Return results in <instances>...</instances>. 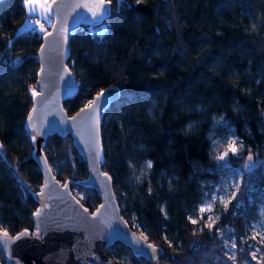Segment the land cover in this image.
Segmentation results:
<instances>
[{
    "label": "trees",
    "instance_id": "1",
    "mask_svg": "<svg viewBox=\"0 0 264 264\" xmlns=\"http://www.w3.org/2000/svg\"><path fill=\"white\" fill-rule=\"evenodd\" d=\"M108 1L101 34L81 25L69 39L67 64L78 91L63 102L67 114L101 88L117 86L119 96L101 122V167L123 217L161 248V262H224L223 236L230 232L240 264L246 244L239 235L255 199L254 191L252 199L242 196L253 177L245 170L246 154L264 159V0ZM25 14L23 0H0V225L10 234L34 231L42 182L24 121L43 31L23 27ZM230 133L245 149L229 154L224 166L213 141ZM42 150L55 177L70 180L83 199L73 194L93 211L99 198L77 183L86 167L70 135H48ZM243 165L242 191L227 207L214 205L212 228L192 223L213 186ZM254 172L264 189L262 163ZM105 252L120 264H149L119 241ZM0 262L8 264L1 250Z\"/></svg>",
    "mask_w": 264,
    "mask_h": 264
},
{
    "label": "water",
    "instance_id": "2",
    "mask_svg": "<svg viewBox=\"0 0 264 264\" xmlns=\"http://www.w3.org/2000/svg\"><path fill=\"white\" fill-rule=\"evenodd\" d=\"M99 3L100 0H50L48 4L51 22L49 29L43 33H51V36L41 35L35 53L38 69L34 89L39 96H32V106L24 121L25 129L36 136L32 157L42 174V182L35 194L39 205L33 214L34 231H26V235H21L25 231L13 234L6 232L7 236H4L5 232L0 230V250L8 264H120L105 252V248L114 241L123 243L149 264H166L159 260L161 248L152 244L123 217L112 180L105 181L102 176L107 172L101 167L104 158L101 122L105 110L119 96L118 87L107 85L95 92L90 99H94L101 90H109L112 95L111 101L102 105L95 119L96 141L101 154L98 164L92 163L89 151L90 128L86 123L88 114L85 113L75 121L68 119L76 117L90 100L72 114H67L63 106V102L72 98L78 91L77 79L67 64L69 39L81 25L101 23L98 20L94 23L96 18L92 16V11L97 10L96 5ZM105 5L108 11L103 21L109 16L110 1L105 0ZM63 28L67 29L66 39L61 30ZM71 79L77 83L74 91L67 90L64 85L65 80ZM34 108L36 112L33 113ZM30 114L33 115L35 123L44 124L41 129L43 135L28 127ZM259 115L264 125V112L260 111ZM56 120L61 121L59 126L48 128V121ZM52 133L70 135L72 144L86 167V176L77 183L82 187L94 189L99 198V203L93 211H89L73 194L70 189L71 181L56 178L48 161H44L42 143ZM249 169L245 167L246 171ZM66 183L67 188L64 187ZM38 210L40 215H35Z\"/></svg>",
    "mask_w": 264,
    "mask_h": 264
},
{
    "label": "rangeland",
    "instance_id": "3",
    "mask_svg": "<svg viewBox=\"0 0 264 264\" xmlns=\"http://www.w3.org/2000/svg\"><path fill=\"white\" fill-rule=\"evenodd\" d=\"M50 0H32L31 4H27L23 0L24 8H25V18L23 20L22 26L27 27L31 24H35L38 21H46V23L51 22V18L48 14V4ZM30 8H34V11H30ZM22 26H19L22 27ZM105 24L101 22L96 25H88V30L91 33L101 34L104 31ZM32 92V90H31ZM236 139L239 145L240 142L243 144V148L241 151L235 155L238 156L242 154L245 149V144L241 138L233 136L230 133L227 137L218 139L216 141L217 145L220 146L219 155L223 153L227 144L230 140ZM231 154V153H229ZM232 155V154H231ZM252 156V161L250 162L249 173L253 176L251 181L248 184V188L246 191H243L244 195L248 196V198L252 199V192H255V199L252 201L253 206L250 210L247 211L246 220L244 224V228L242 233L239 235V243L246 244V252L241 255L240 264H264V189H258L256 185L257 175L255 174L256 168L262 163V171H264V159L252 154V152H248L246 156ZM224 166H229L227 161V157L225 161H222ZM249 164V161L247 162ZM243 167H236L233 169V174L229 176H225L219 183H216L213 186V189L210 193V196L206 198L199 206V213L196 217H191L190 221H196L195 224L198 226H205L208 228V224L213 226L214 224V205L216 203L222 204L224 207H227L230 202L233 200V193L235 196L242 191L240 187L241 182V172ZM74 194L79 198L83 199L82 192L77 189H73ZM242 200L240 198L235 199L234 205L240 206ZM227 205V206H226ZM204 209V211H202ZM212 228V227H211ZM0 230L3 232H7L3 226L0 225ZM141 231V230H140ZM143 234V232L141 231ZM235 243L236 247L233 248L232 245ZM238 243L235 236L227 232L226 235L223 236V252L227 256V259L221 263L215 264H237L236 256H237V248ZM240 248H242L240 246ZM234 259H230L233 257Z\"/></svg>",
    "mask_w": 264,
    "mask_h": 264
},
{
    "label": "snow or ice",
    "instance_id": "4",
    "mask_svg": "<svg viewBox=\"0 0 264 264\" xmlns=\"http://www.w3.org/2000/svg\"><path fill=\"white\" fill-rule=\"evenodd\" d=\"M25 3L27 4H31L32 3V0H24ZM55 2V0H54ZM77 7H80L79 5H77ZM96 11H92V16L94 18H96L94 20V23L98 20L100 22H103V18H104V15L105 13H107L108 11V8L107 6L105 5V0H100V3L96 5ZM30 11H34L35 9L34 8H30L29 9ZM49 12H51V7L49 8ZM41 29H43V26H41ZM64 33H65V39L67 38L66 37V32H67V29L66 28H63L61 29ZM45 35H48V36H51V33H43ZM41 71L43 72L44 70L41 69ZM64 85H65V88L69 91H74L76 88H77V83L76 81L74 80H65L64 81ZM32 96L35 98L37 96H39V93H37L35 91V89H32ZM112 99V95L110 94L109 90H101L99 93H97V95L95 96L94 99L90 100L88 102V104L82 108L80 110V112L77 114L76 117H70L68 118L69 120H72V121H75L77 120L78 118H80L81 116H83L85 113H87V119H86V123L88 125V127L90 128V139H89V151L91 153V156H92V163L93 164H98L100 163V160H101V154H100V151L98 149V146H97V141H96V135H95V119L96 117H98V114H99V111L102 107V105L104 103H108L110 102ZM36 112V109L34 108L33 109V113ZM28 127L35 130L37 134L39 135H43V133L41 132V129L44 128V124L43 123H35L34 122V117L33 115H29L28 117ZM61 123V121H48V128H53V127H57L59 126V124ZM214 123H219V121H216L214 119ZM45 131H47V129H45ZM30 137H31V140L33 142L36 141V136L35 135H31V133L29 134ZM232 135L234 136L235 133H232ZM216 141H213V144H215ZM3 144H0V150L3 149ZM243 144L242 142L237 143V140L236 139H232L228 142L227 144V148L226 150L221 153L220 155L216 156L215 158L219 161H225L226 160V157L229 156V153H231L233 156L237 155L241 149L243 148ZM47 160V157H44V161L46 162ZM248 161H249V164H246L245 167L246 168H249L250 167V162L252 161V156L250 155L248 157ZM147 166L149 168H151L152 166V162L151 161H148L147 162ZM102 176L104 177L105 181H110L111 180V177L108 176L107 173H103ZM65 188L68 187V184L66 183L64 185ZM235 197V193H233V198ZM227 206V205H226ZM103 207V206H102ZM99 212V209L97 210ZM202 211H204V209H202ZM35 215H40V211L38 210L37 213H35ZM192 223H196L195 220L192 221ZM212 225L211 224H208V228L211 229ZM27 232L25 231V233H21V235H26ZM4 236H7V233L5 232L4 233ZM15 239V238H14ZM137 243H139V241H137ZM151 247V246H150ZM233 248L236 247L235 243H233L232 245ZM230 259H234V256L233 257H230Z\"/></svg>",
    "mask_w": 264,
    "mask_h": 264
},
{
    "label": "built area",
    "instance_id": "5",
    "mask_svg": "<svg viewBox=\"0 0 264 264\" xmlns=\"http://www.w3.org/2000/svg\"><path fill=\"white\" fill-rule=\"evenodd\" d=\"M41 26H43V29H41ZM30 27H32L33 30L37 29L38 31L45 32L49 29L50 24L48 22L46 23V21H38L35 24H31Z\"/></svg>",
    "mask_w": 264,
    "mask_h": 264
}]
</instances>
